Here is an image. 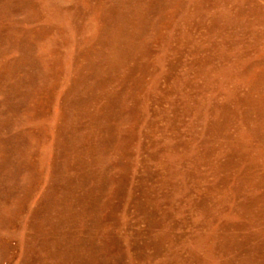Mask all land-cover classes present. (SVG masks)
Returning <instances> with one entry per match:
<instances>
[{"label": "rangeland", "instance_id": "rangeland-1", "mask_svg": "<svg viewBox=\"0 0 264 264\" xmlns=\"http://www.w3.org/2000/svg\"><path fill=\"white\" fill-rule=\"evenodd\" d=\"M0 264H264V0H0Z\"/></svg>", "mask_w": 264, "mask_h": 264}]
</instances>
